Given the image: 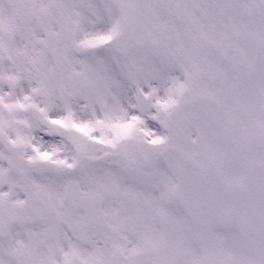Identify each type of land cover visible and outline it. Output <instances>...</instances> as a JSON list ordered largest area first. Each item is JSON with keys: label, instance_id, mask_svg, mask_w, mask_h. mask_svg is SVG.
<instances>
[{"label": "snow or ice", "instance_id": "1", "mask_svg": "<svg viewBox=\"0 0 264 264\" xmlns=\"http://www.w3.org/2000/svg\"><path fill=\"white\" fill-rule=\"evenodd\" d=\"M0 264H264V0H0Z\"/></svg>", "mask_w": 264, "mask_h": 264}]
</instances>
